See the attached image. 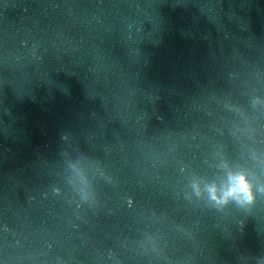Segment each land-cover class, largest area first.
Returning <instances> with one entry per match:
<instances>
[{"label": "clouds", "instance_id": "obj_1", "mask_svg": "<svg viewBox=\"0 0 264 264\" xmlns=\"http://www.w3.org/2000/svg\"><path fill=\"white\" fill-rule=\"evenodd\" d=\"M231 193H241L244 194L245 196L250 197L251 195L250 186L248 185L244 177H239L237 179L235 186L231 190Z\"/></svg>", "mask_w": 264, "mask_h": 264}]
</instances>
